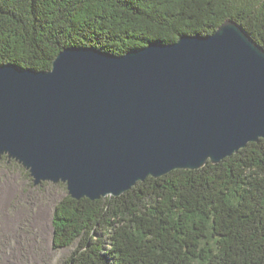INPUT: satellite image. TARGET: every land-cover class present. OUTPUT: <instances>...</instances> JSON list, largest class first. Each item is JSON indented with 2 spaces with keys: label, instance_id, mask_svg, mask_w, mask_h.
I'll return each mask as SVG.
<instances>
[{
  "label": "water",
  "instance_id": "1",
  "mask_svg": "<svg viewBox=\"0 0 264 264\" xmlns=\"http://www.w3.org/2000/svg\"><path fill=\"white\" fill-rule=\"evenodd\" d=\"M264 139V48L233 19L115 55L66 47L49 70L0 65V158L73 199L216 164Z\"/></svg>",
  "mask_w": 264,
  "mask_h": 264
},
{
  "label": "trees",
  "instance_id": "2",
  "mask_svg": "<svg viewBox=\"0 0 264 264\" xmlns=\"http://www.w3.org/2000/svg\"><path fill=\"white\" fill-rule=\"evenodd\" d=\"M228 18L264 48V0H0V65L49 70L66 47L122 55ZM52 227L54 248L76 244L64 264H264V139L120 196L67 194Z\"/></svg>",
  "mask_w": 264,
  "mask_h": 264
},
{
  "label": "rangeland",
  "instance_id": "3",
  "mask_svg": "<svg viewBox=\"0 0 264 264\" xmlns=\"http://www.w3.org/2000/svg\"><path fill=\"white\" fill-rule=\"evenodd\" d=\"M62 182L34 185L13 159L0 158V264H64L76 244L53 247L52 215Z\"/></svg>",
  "mask_w": 264,
  "mask_h": 264
}]
</instances>
